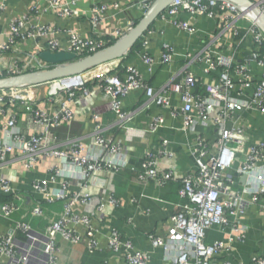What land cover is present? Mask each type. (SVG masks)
<instances>
[{"label":"built area","instance_id":"1","mask_svg":"<svg viewBox=\"0 0 264 264\" xmlns=\"http://www.w3.org/2000/svg\"><path fill=\"white\" fill-rule=\"evenodd\" d=\"M43 1L47 9L35 5L30 11L43 14L48 10L59 19L68 20L78 14L76 0ZM153 1H144L145 12ZM248 1L251 7L239 9L235 0H175L161 14L155 24L161 21L191 35L197 34L198 30L193 22L180 19L183 14L192 20L207 17L219 23L217 31L209 35L206 55L202 59L187 56L182 82L172 80L154 88L136 67L120 68L121 59L112 62L118 65L106 72L92 73L97 67L84 74L40 85L0 90V115L6 119L0 123L5 134V138L0 139V166L14 157L15 162H22L26 170L38 171L45 162L60 161V165L53 164L48 168L51 181H35L30 195L17 191L8 178L0 177V195L6 197L0 204V220L5 224V231L0 232V264H58V238L79 245L85 237L91 254L103 250L94 218L107 215L108 208H116L118 202L113 196L107 201L95 195L88 190V182L94 181L100 172L118 173L125 167L115 160L116 155L122 152L121 144L113 143L106 135L107 129L97 114L93 115L94 144L86 146L80 140L60 144L56 135L59 129L75 121L77 112L71 105L78 99L87 103L96 89L113 98L109 108L125 128L134 115L152 105L174 108V95L181 97L180 108L173 109L174 116H182L188 125L197 119L204 125L210 124L214 139L202 135L197 138L191 150L196 169L183 177L177 175L173 166L163 169L160 165L162 157H174L168 140L161 141L160 150L146 152L141 180L163 185L181 179L179 195L187 202L180 207L181 212L171 217L166 239L150 235L149 241L153 248L165 250L170 264H234L225 255L231 253L234 243L246 240L249 229L244 216L254 206L264 214V165L261 164L264 161V142L252 143L250 127L242 124L246 112H264V30L251 15L255 10L264 19V0ZM120 7L119 0L95 2L89 12L90 32L81 35L66 30L63 33L67 39H63L61 31L52 25L34 22L29 14L11 19L4 33L2 14L7 7L0 4V38L3 39L0 40V79L48 70L49 64L41 58L44 52H66L82 59L119 41L135 22L111 31L102 27L110 20L109 10H120ZM155 24L143 36V50L138 53L150 72L158 64L174 62L172 46H165L159 60L147 51L151 45L149 37L155 34ZM30 42L37 44V51L26 53L20 50ZM230 42L235 43L233 54L226 55L224 46ZM250 42L249 57L239 59L242 47ZM195 61L207 65L205 72L210 77L218 73L215 83L199 81L189 68ZM254 62L262 69V79L258 82L252 72ZM201 84L204 94H197L196 89ZM252 88V94L247 96ZM134 91H143L146 100L139 109L127 113L123 110L122 101ZM19 108L35 128V134L29 137L19 128ZM163 124L164 118L160 116L154 120L152 129L156 130ZM72 172L81 180L79 192L60 195L50 192V185L59 184L58 177ZM233 172L241 179L246 178L243 188H238ZM37 196L42 197L45 204L38 201ZM55 204L62 205V213L42 230L34 229L27 222L28 217L46 220V205ZM17 216L20 218L16 219ZM215 228L224 235V240L207 243L209 232ZM106 239L108 250L115 254L123 253L127 264L150 263V255L138 251L133 242L124 239L118 231H113ZM250 264H264V257L256 255Z\"/></svg>","mask_w":264,"mask_h":264},{"label":"crops","instance_id":"2","mask_svg":"<svg viewBox=\"0 0 264 264\" xmlns=\"http://www.w3.org/2000/svg\"><path fill=\"white\" fill-rule=\"evenodd\" d=\"M76 1L75 9L78 14L75 18L68 20L59 19L56 14L48 10L43 14L41 12L35 14L30 11L31 7L35 5H39L43 10L47 9V5L43 0H0V4L7 7V11L2 14L4 33L7 30L6 25L11 19L29 14L34 22L52 25L55 30L61 31V38L63 39H67V35L63 33L66 30L85 35L92 29L89 12L93 4L100 0ZM103 1L109 3L110 0ZM144 1L119 0L120 10L110 9L108 13L110 20L102 28L105 31H111L117 27L127 26L130 22H136L145 13ZM180 19L188 23L193 22L198 33L191 35L173 25L158 21L154 27L156 28L155 34L149 37L151 45L147 48L150 55L159 60L166 49V45L174 47L173 63L158 64L150 72L137 54L122 59L120 68H125L128 65L136 67L145 81L154 88H160L172 80L182 82L184 76L182 70L187 65V56L202 59L206 55L210 44L209 35L217 31L219 23L217 20H210L207 17H198L192 20L187 14L180 16ZM0 40L3 39L0 38ZM40 44L43 45L44 43L40 42ZM234 44V42H230L226 45L227 47L224 46L226 55L233 54ZM36 45L35 42H30L20 50H24L23 52L26 53H34L38 50ZM251 45L250 42L242 47V52L238 55L240 59L249 57ZM117 65V62L106 65L95 72L102 73ZM189 68L197 75L200 82L215 83L218 73L210 77L205 72L207 65L203 62L195 61ZM252 72L257 82L262 79V69L255 62L252 63ZM201 85L203 87V84ZM253 90L254 88L249 90L247 96L251 95ZM172 99L173 107L179 109L181 105L180 95H174ZM145 100L146 97L143 91H134L123 99V110L131 113L139 109ZM112 101V97H108L103 91L96 89V92L87 103L82 99H78L71 105L73 110L77 112L75 121L56 132L60 144H64L69 140H80L86 146L92 145L94 144L93 115L97 114L101 117L103 125L107 129L106 135L111 138L113 143L121 144L122 152L116 155L115 160L125 165L118 173L106 170L98 173L94 181L88 182L89 191L107 201L110 196H113L118 202L116 208H108L107 215H97L94 218V225L99 230V242L103 250L91 254L87 247L88 240L85 237L79 245H72L58 238V264H127L123 253L115 254L108 250L106 237L115 230L124 239L131 240L138 251L148 253L150 255L149 264H170V260L166 258L165 250L163 248H153L149 237L150 235H156L166 239L171 217L181 212L180 207L186 205L187 202L179 195L182 186L181 179L163 185L151 180H141L144 157L148 151L156 152L160 150L162 148L160 143L163 139L168 140L174 157H162L160 165L163 169L173 166L177 175L183 177L196 169V161L191 150L197 138L202 135L208 139L211 137L214 139L213 130L211 127L209 128L210 124L204 125V122L200 119L188 125L182 116L173 115L174 108L163 109L156 105L139 111L132 117L129 126L125 128L118 122L117 115L109 108V103ZM17 113L21 132L27 137L35 134L34 126L23 110L19 108ZM160 116L164 118V124L153 130V122ZM5 121L6 119L0 115V123ZM243 123L250 127L253 136L252 143L264 142V112H246ZM4 138L5 134L0 127V139ZM53 164L60 165V161L50 160L43 163L38 171H28L24 168L22 162H15L14 157H11L8 163L0 166V177L8 178L17 191L30 195L35 181H51L48 168ZM261 164L264 165V161ZM233 176L238 183V188H243L246 178L242 181L234 172ZM58 183V185H50V192L56 195L67 192L70 194L76 193L82 188L80 185L81 180L74 172L62 178L58 177ZM64 185L66 188H64ZM2 199L0 195V204ZM37 199L45 204L42 197L37 196ZM262 201L264 202V199ZM46 207L48 213L46 220L27 218V222L34 229L42 230L50 222L57 220L62 213L61 204L46 205ZM19 218L20 216L16 217V219ZM243 220L249 229L245 242L234 243L231 253L225 255V258L234 264L238 262L250 264L252 258L256 255L264 257V214L259 207L254 206L247 212ZM2 231H5V224L0 220V232ZM217 240H224V235L215 228L209 232L207 243Z\"/></svg>","mask_w":264,"mask_h":264},{"label":"water","instance_id":"3","mask_svg":"<svg viewBox=\"0 0 264 264\" xmlns=\"http://www.w3.org/2000/svg\"><path fill=\"white\" fill-rule=\"evenodd\" d=\"M174 1L154 0L149 9L125 37L88 57L78 59L76 55L66 52L42 53V60L51 65V68L45 71L25 73L0 79V90L35 86L69 76L84 74L94 68L123 59ZM235 1L239 9L251 7L248 0ZM251 15L255 20H258L264 30V19L260 18L255 10L251 12ZM242 181H244V178Z\"/></svg>","mask_w":264,"mask_h":264},{"label":"trees","instance_id":"4","mask_svg":"<svg viewBox=\"0 0 264 264\" xmlns=\"http://www.w3.org/2000/svg\"><path fill=\"white\" fill-rule=\"evenodd\" d=\"M139 21V19L135 22V24ZM154 26V25H153ZM153 26L151 28H153ZM114 44V42L112 43ZM110 44V45H112ZM143 50V43H142V39L135 45V47L128 53V55H126L124 58H127L129 56H132V55H137L138 53H140L141 51ZM240 57V56H239ZM123 58V59H124ZM240 59V58H239ZM50 68H51V65H49ZM120 69H118L119 71ZM122 70V69H121ZM197 90V94H204V89L202 86H198V88L196 89ZM201 91V92H199ZM2 202L6 200V197L2 196ZM8 200V199H7Z\"/></svg>","mask_w":264,"mask_h":264},{"label":"bare ground","instance_id":"5","mask_svg":"<svg viewBox=\"0 0 264 264\" xmlns=\"http://www.w3.org/2000/svg\"><path fill=\"white\" fill-rule=\"evenodd\" d=\"M112 64H113V63H112ZM106 65H110V64H105V65H103V66H101V67H99V68H97V69H102V67H105ZM97 69H96V70H97ZM96 70H95V71H96ZM95 71H94V72H95Z\"/></svg>","mask_w":264,"mask_h":264},{"label":"rangeland","instance_id":"6","mask_svg":"<svg viewBox=\"0 0 264 264\" xmlns=\"http://www.w3.org/2000/svg\"><path fill=\"white\" fill-rule=\"evenodd\" d=\"M49 68H50V66H49ZM109 70V69H108ZM107 71V70H106ZM106 71H104V72H106ZM95 73H99V72H95Z\"/></svg>","mask_w":264,"mask_h":264}]
</instances>
